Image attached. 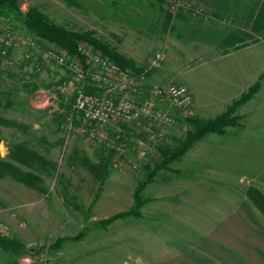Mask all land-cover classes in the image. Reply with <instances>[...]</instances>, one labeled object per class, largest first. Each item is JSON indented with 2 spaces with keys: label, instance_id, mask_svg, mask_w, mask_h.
I'll list each match as a JSON object with an SVG mask.
<instances>
[{
  "label": "rangeland",
  "instance_id": "obj_1",
  "mask_svg": "<svg viewBox=\"0 0 264 264\" xmlns=\"http://www.w3.org/2000/svg\"><path fill=\"white\" fill-rule=\"evenodd\" d=\"M235 1L181 0L175 15L183 13L191 21L174 19L169 31L163 29L169 5L159 10L150 0L115 6L107 0H18L20 12L36 8L67 29L92 30L96 39L140 68L159 50L176 61L186 56L185 65L190 64L189 56L198 54L200 64L178 76L198 102L192 95L184 116L171 110L176 116L173 126L152 127L163 137L134 167L124 159L114 166L112 155L108 175L100 182L89 164L96 166L109 151L85 137L66 139L61 129L60 113L73 101V93L63 86L67 72L49 63L35 72L29 62L23 70V49L14 46L8 64L0 59V119L16 124H0V157L8 160V144L24 143L53 168L36 173L42 191L0 179V240L23 247L13 253L0 246V264H264V216L247 194L255 188L264 196V75L259 92L237 108L238 127L228 128L223 136H206L183 158L157 170L159 148H173L184 138L189 130L186 118L215 117L231 102L229 97L214 99L216 89L225 85L232 91L229 96L238 97L264 74V30H251L261 0L240 5L234 16ZM241 10L248 11L245 18ZM8 29L14 35H31L10 14L0 18V38ZM235 36L242 41L235 48L245 46L240 54L218 57L231 49L222 47V39ZM213 53L218 56L207 58ZM33 85L37 88L29 91ZM207 103L212 106L203 114L194 110ZM131 136L150 140L143 132L132 131ZM128 144L135 159L131 139ZM149 178L152 181L141 191L147 200L141 218L118 219L106 228L98 225L127 211L136 185ZM78 234L83 235L79 240L66 239ZM60 238L58 247L54 244Z\"/></svg>",
  "mask_w": 264,
  "mask_h": 264
},
{
  "label": "built area",
  "instance_id": "obj_2",
  "mask_svg": "<svg viewBox=\"0 0 264 264\" xmlns=\"http://www.w3.org/2000/svg\"><path fill=\"white\" fill-rule=\"evenodd\" d=\"M181 4V0H171L170 11L174 12ZM16 45L23 49V70L27 69L25 64L29 62L35 72L41 71L42 64L48 63L67 72L68 79L63 86L73 93V101L70 108L62 112L63 134L66 139L85 137L98 147L112 152L114 166L124 159L134 167L136 160L146 156L150 145L163 137L162 131H155L152 127L173 126L176 116L171 110L184 116L192 106V93L186 85L147 80L150 72L159 70L167 61V54L163 50L153 53L141 72L134 73L120 69L85 42H79L77 53L71 55L57 45L31 35H14L9 29L0 38V59L3 64H8V53ZM88 88L92 91L88 92ZM38 93L41 96V92ZM132 131L143 132L150 140L133 138ZM130 139L135 159L131 158Z\"/></svg>",
  "mask_w": 264,
  "mask_h": 264
},
{
  "label": "trees",
  "instance_id": "obj_3",
  "mask_svg": "<svg viewBox=\"0 0 264 264\" xmlns=\"http://www.w3.org/2000/svg\"><path fill=\"white\" fill-rule=\"evenodd\" d=\"M64 1L68 2L69 4L74 2V0ZM107 1L110 5L115 6L116 3L118 4L120 1H124L130 5H136L135 1L137 0ZM167 1L168 0H150V3H152L154 6H157L159 10H162L164 5H169L170 8V3L168 4ZM180 7L181 6L176 9V12L179 10ZM176 12L173 13L169 10L166 11L167 17L163 24L164 30L170 31L172 28H174V19L180 20L186 17L183 13H178V15H175ZM243 12V15L242 13L240 14L241 16H244L243 18H245L247 11L244 10ZM6 14L14 15L18 19H20L28 33H30L33 37L37 38L40 41L57 45L58 47L64 49L68 54H76L77 44L79 42H85L93 46L96 50H99L105 56H107L122 70H130L134 73H140L142 70V68L137 67L131 59L124 57L122 54L116 52L113 48L109 47L104 42L96 39L92 30L85 32H77L74 30L67 29L52 22L48 17H46L36 8H28L26 12H20L18 0H0V18ZM235 15L239 14L236 13L234 14V16ZM236 23L239 24L238 22ZM251 30L253 32H261L262 30H264V0H261L260 2L258 12L251 24ZM231 35L232 34H230V36ZM239 42V46H241L242 41H240V39L235 36L225 40L222 39V43L224 44L223 46H221L224 49H226V47L235 48V44ZM261 79L262 75L255 81L252 86H250L244 93H242L238 99L232 101L224 109V111H222L215 117L207 119L198 117L186 118L185 121L189 130L185 133L184 138L179 140L173 148H159L160 164L159 166H157V170L165 168L171 162L178 161L182 156L186 154L189 149L193 147L195 143L201 141L206 136H223L225 135L228 128L238 127L240 125V117L236 115L235 112L237 108L246 104L249 100L254 97V95H256V93H258L261 87ZM36 88L37 86L33 85V87L29 91H33ZM87 91L91 92L92 90L88 88ZM60 117H62V112L60 113ZM0 124L12 126L16 125L14 122L4 119H0ZM7 149L8 161L0 159V178L9 177L29 188H32L37 191H42L43 182L39 175H37L36 173L38 171H43L46 168L52 169V164L48 160H46V158H44L42 155H40L33 149L29 148L24 143L8 144ZM112 155L113 153L109 152L107 158H101L100 162L96 166L89 164L90 169L95 172L96 178L100 182H102L103 179L108 175L107 164L108 160L111 158ZM20 166L27 168L28 171L21 170ZM151 181L152 178H149L148 180L140 182L136 185L133 191L132 206L127 211L119 212L111 217L100 220L97 222L98 225L102 228H106L118 219L126 217H132L135 219L141 218L142 215L140 209L144 205V203L147 202V200L142 199L141 191ZM247 194L256 206V208L264 216V196L262 195V193L255 188H249L247 190ZM82 236V234H78L77 236L71 238L69 237L66 239L75 241L79 240ZM61 242V238L57 239L54 245H57L59 247ZM0 246L3 249L11 251L13 253H16L18 250H21L23 248L20 243L5 238H2L0 240Z\"/></svg>",
  "mask_w": 264,
  "mask_h": 264
},
{
  "label": "crops",
  "instance_id": "obj_4",
  "mask_svg": "<svg viewBox=\"0 0 264 264\" xmlns=\"http://www.w3.org/2000/svg\"><path fill=\"white\" fill-rule=\"evenodd\" d=\"M205 1H207V0H205ZM232 1H234V0H232ZM248 2H249V0H243V1H241L240 2V0L239 1H235V2H231V4H233L235 7L234 8H232L231 7V14H238L239 13V11H238V6H247L248 5ZM200 3H202L201 1L199 2L198 1V4H200ZM244 10H242L241 11V13H242V15H243V12ZM248 12V11H247ZM181 21H186V22H188V24H189V22L191 21V18H187V17H185L184 19H180ZM245 47V46H244ZM244 47H242V48H231L230 49V51L228 50H225V51H223L222 53H220V54H215V53H213V54H211V55H209V57H207V58H212V59H214L216 56H218V57H229V56H231V55H233V54H236V53H239L238 51H239V49L241 50V49H243ZM196 54V53H195ZM195 54H194V56H189V58L190 57H192V58H195V57H197V56H195ZM240 54V53H239ZM196 55H198V54H196ZM168 56H169V54H168ZM168 56H167V60L169 59V61H168V63L165 65V66H162L159 70H157V71H152V72H150L149 74H148V80L150 81V82H162V81H170V80H175V81H178V82H180L181 84H184V85H186L187 87H189V85H187L186 84V81L183 79V80H179L178 79V76H180V74H181V72L182 73H184L186 70H191L192 68H194L196 65H198V64H200L199 63V61H198V59H192V58H190L189 60H190V62H189V60H188V63H190V64H188V65H185V61L188 59L186 56L185 57H183V56H181L180 57V60H174V57L173 56H169V58H168ZM242 56H243V54H242ZM241 56V57H242ZM244 57V56H243ZM175 61V62H174ZM203 62H205V60H203ZM253 66H254V62H253ZM141 67V66H140ZM247 70H246V73H248V67L246 68ZM242 71H243V69H242ZM245 71V70H244ZM262 75V79H263V73L262 74H260L258 77H257V79L260 77ZM248 76V75H247ZM256 79V80H257ZM261 79V80H262ZM255 80V81H256ZM255 81L252 83V85L255 83ZM240 82H242V81H240ZM235 83V82H234ZM241 85V84H240ZM243 85V84H242ZM252 85H250V86H252ZM249 86V87H250ZM249 87H246L247 89L249 88ZM190 88V87H189ZM261 88V87H260ZM242 88L239 86L238 87V90H239V92H240V90H241ZM246 89V90H247ZM191 90V89H190ZM245 90V91H246ZM229 88H227L225 85L223 86H221V87H219L218 89H216V91H215V94H216V96L214 97V99H216V100H222V99H225V98H231V102L232 101H234V100H236V99H238L240 96H241V94L242 93H244L245 91H242L241 93H239V96L238 97H236L235 95H233V94H231L230 96H229V94H230V92H232L231 90L229 91ZM192 92V95H193V99H195L196 101L198 100L196 97H195V95H194V93H193V91H191ZM233 92H236V90H234ZM259 92V91H258ZM257 94V93H256ZM218 95V96H217ZM235 96V97H231V96ZM255 96V95H254ZM253 99V98H252ZM251 99V100H252ZM203 100H205V99H203ZM251 100H249L247 103H249ZM198 102V101H197ZM230 102V103H231ZM229 103V104H230ZM229 104H227L226 106H225V108L229 105ZM212 106V105H211ZM210 105H209V103H207L204 107H200V108H197L196 109V107L194 108V110L196 111V112H198V113H204L205 112V110H206V108L208 109L209 107H211ZM220 107V105L218 106V108ZM224 108V109H225ZM200 118H203V119H205L204 117H202V116H200ZM0 142H1V140H0ZM6 149H7V147H6ZM189 151V150H188ZM186 154H187V152H186ZM184 156H182L181 158H183ZM180 158V159H181ZM0 159H2V160H5V161H8V160H6V159H4V158H1L0 157ZM8 159V158H7ZM0 179H9V180H12V181H15V180H13V179H11V178H9V177H4V178H0ZM19 183V182H18ZM153 183V182H152ZM20 184H22V183H20Z\"/></svg>",
  "mask_w": 264,
  "mask_h": 264
}]
</instances>
